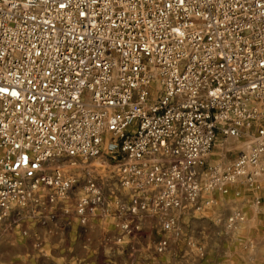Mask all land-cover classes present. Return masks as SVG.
<instances>
[{
	"label": "built area",
	"instance_id": "1",
	"mask_svg": "<svg viewBox=\"0 0 264 264\" xmlns=\"http://www.w3.org/2000/svg\"><path fill=\"white\" fill-rule=\"evenodd\" d=\"M219 137L245 139L227 168ZM263 177L264 0H0V244L111 226L164 256L181 215Z\"/></svg>",
	"mask_w": 264,
	"mask_h": 264
},
{
	"label": "crops",
	"instance_id": "2",
	"mask_svg": "<svg viewBox=\"0 0 264 264\" xmlns=\"http://www.w3.org/2000/svg\"><path fill=\"white\" fill-rule=\"evenodd\" d=\"M215 207L214 203L206 208L207 212L205 210L203 213L181 215L180 232L171 234L169 249L174 247L184 249L186 247L184 238L192 240L191 235H231L225 226L226 218L216 217L215 212H212ZM242 222L244 221L240 223ZM262 230L264 231V221ZM235 231L237 230L230 233L240 235ZM106 232L113 233L112 227L92 226L83 231L75 227H58L52 223L37 226L32 228V234L25 238L11 237L0 244V264H8L6 252L14 248L21 250L20 257L24 258L22 264H40L41 261L51 264H158L159 256L152 250V245L159 239L154 231L147 229L146 233L149 235H143L141 241L133 244V250H126L125 253L119 251L113 244L106 243L107 239L114 241L116 237L104 235ZM176 236L178 237L175 238ZM36 240L42 244L39 250L32 246Z\"/></svg>",
	"mask_w": 264,
	"mask_h": 264
},
{
	"label": "rangeland",
	"instance_id": "3",
	"mask_svg": "<svg viewBox=\"0 0 264 264\" xmlns=\"http://www.w3.org/2000/svg\"><path fill=\"white\" fill-rule=\"evenodd\" d=\"M244 148V138L226 140L219 137L208 158V165L227 168ZM212 198L216 204L212 212L216 217L227 219L235 212L241 213L244 222L230 230H237L235 233L240 235L230 232L228 234L231 235H191L193 243L202 245V253L197 252L196 246L174 247L157 258L158 264H264V177L257 179L252 186L239 180L229 186L226 195L216 193ZM38 244L41 242L36 240L32 246L39 250L42 244L39 247ZM20 253L18 248L9 249L6 252L8 264H22L24 258ZM40 264L51 263L41 261Z\"/></svg>",
	"mask_w": 264,
	"mask_h": 264
}]
</instances>
